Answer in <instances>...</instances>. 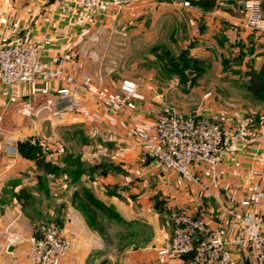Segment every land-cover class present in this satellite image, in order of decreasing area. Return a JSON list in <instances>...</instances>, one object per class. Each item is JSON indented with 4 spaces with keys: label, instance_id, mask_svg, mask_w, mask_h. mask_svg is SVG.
Returning <instances> with one entry per match:
<instances>
[{
    "label": "crops",
    "instance_id": "1",
    "mask_svg": "<svg viewBox=\"0 0 264 264\" xmlns=\"http://www.w3.org/2000/svg\"><path fill=\"white\" fill-rule=\"evenodd\" d=\"M244 2L218 0L215 8L204 10L179 8L172 0H142L130 8L114 7L108 0L96 8L73 0H0V45L17 40L36 44L45 63L35 83L0 81V264H28L21 249L37 221H58L71 238L61 264H190L189 255L180 260L159 255L171 234L161 219L167 209L184 208L217 227L229 220L227 190L238 200H250L251 209L264 219V102L246 89L249 70L264 66V34L244 27V4L239 5ZM98 29L91 55L82 54L86 38ZM162 50H189L199 59L203 69L197 83H181L176 74L162 76ZM59 56L65 57L62 67L53 61ZM138 57H153L152 69ZM131 63L144 67L124 73ZM124 79L138 83L142 99L115 111L113 97ZM63 86L84 99V108L58 119L53 111ZM235 91L246 103L232 100ZM201 105L220 112L226 128L246 126L248 142L224 162L221 200L199 199L169 171L159 176L162 188L146 192L150 172L145 166L152 161L130 137L131 129L143 125L152 130L166 107L190 114ZM95 130L105 136L95 138ZM32 138L47 139L50 153H42ZM30 147L37 148L35 156L27 153ZM83 161L93 165L91 171L80 170ZM21 190L31 196L29 201L20 197ZM85 192L115 211L117 216L102 214L124 224L129 234L119 235L118 243L103 237L85 210ZM247 257L246 248L235 251L234 264H244Z\"/></svg>",
    "mask_w": 264,
    "mask_h": 264
},
{
    "label": "built area",
    "instance_id": "2",
    "mask_svg": "<svg viewBox=\"0 0 264 264\" xmlns=\"http://www.w3.org/2000/svg\"><path fill=\"white\" fill-rule=\"evenodd\" d=\"M142 0H108L117 8H130ZM82 7L96 8L106 0H73ZM179 8L192 7L191 0H172ZM244 27L264 34V8L262 0H245ZM101 29L86 38L81 53L91 55V45L99 40ZM57 66L65 64V57L53 58ZM45 72L40 47L23 40L0 45V81L6 85L35 83ZM140 98L138 83L124 79L113 100L117 109L126 110L131 98ZM84 108V99L70 86L57 90L56 107L53 116L62 119L64 114ZM245 125L226 128L220 112L211 111L205 105L186 114L173 107L160 111L153 129L135 125L131 131L146 155L155 158L165 170L177 174L188 183L198 186L203 198L221 200L227 169L224 162L227 156L248 142ZM264 139V133L260 134ZM42 153L51 151L45 138H32ZM53 163L58 160L53 159ZM29 180L37 184L32 176ZM224 208L229 220L226 224L214 227L204 217L186 210L176 213L170 222L171 234L159 248V255L183 259L192 254L190 264H234L235 251H249L250 264H264V219L252 209L248 199L238 200L225 191ZM72 247L71 238L64 235L57 222L37 221L34 232L21 249L28 264H61Z\"/></svg>",
    "mask_w": 264,
    "mask_h": 264
},
{
    "label": "rangeland",
    "instance_id": "3",
    "mask_svg": "<svg viewBox=\"0 0 264 264\" xmlns=\"http://www.w3.org/2000/svg\"><path fill=\"white\" fill-rule=\"evenodd\" d=\"M243 4L244 3H239V5L241 6V8L243 7ZM192 6H194L193 3H192ZM244 16H245V14H244ZM179 51L180 50H174L173 51L174 53H171L170 51H167V50H162L161 51L162 52L161 53V58L158 61V63L160 62V67L161 68H159V71L161 72L162 76L171 75V73H169L170 72V69H174L173 68V61H172V59L175 60L174 57L176 58L177 56H179V54H178ZM168 52H169V54H168ZM176 54H178V55H176ZM139 59L140 60L143 59L144 60V63L146 64L145 66L150 67V69H152V67H153L152 62L154 60L153 57H151V58L150 57H148V58L138 57V60ZM155 63H156L155 64L156 65L155 68L157 70L158 69V66H157L158 63H157V61ZM119 67L121 68V66H119ZM143 67H144V64L143 65H132V63H131V64L126 65L125 67H123L122 68V71H124V73H130L131 74V71H133V72L136 73L138 70H140ZM196 73L197 72L194 71L190 75H194ZM190 77H193V76H190ZM237 94H238V92L235 91V93H234V95L232 97V100L235 101V102H237V103L238 102L239 103L240 102L246 103L245 98L243 96L241 97L240 95H237ZM132 99H142V96L140 98L133 97V98L130 99V101ZM259 101H260V104H262L264 102V100H259ZM104 136H105V134L101 130H98V131L95 130V138H103ZM130 137L131 138H134L133 137V134H132V131L130 133ZM139 145H140V143H139ZM147 161H148V159H147ZM79 166H80L79 168H80L81 171L89 172V171L92 170V166L93 165L90 164V163H88V162L83 161ZM145 167L150 172V173L147 172V177H146V179H147L146 189L147 190H146V192L152 191L151 189H153L154 187H158L159 186V187L162 188V186H161L162 182L159 183V178H160L159 176L162 175V177H163V175L167 173V170H165L155 160L152 161V163H147ZM174 176H175V181H176L177 184H179V186H181L182 188L186 189L187 191H194L197 194L198 198L202 200L203 197H202V195H201V193H200L199 188H198L197 185L192 184V183H188V182L184 181L177 174H174ZM182 210H185V209L184 208H180V209L171 208L169 210L167 209L166 212L161 213L162 214L161 215V219H163L165 222L167 220V223H169V227L171 229L170 222H171L172 217L176 213L181 212ZM98 219L100 220V222H102V224L105 225V227L107 229V232H108L109 241L112 240V241H114V243H118L119 242V238H118L119 235L124 236V234H129L128 233L129 230H128V228H126L124 226V224L110 221L107 216H105V215L102 214V212H99ZM43 222H50V221L49 220H44ZM53 222H57L60 226H62V224H60L58 221H55L54 220Z\"/></svg>",
    "mask_w": 264,
    "mask_h": 264
},
{
    "label": "trees",
    "instance_id": "4",
    "mask_svg": "<svg viewBox=\"0 0 264 264\" xmlns=\"http://www.w3.org/2000/svg\"><path fill=\"white\" fill-rule=\"evenodd\" d=\"M193 5L199 6L204 10L213 9L217 6L218 0H191ZM264 8V6H263ZM169 54V53H168ZM175 60L173 61V68L170 69V72L172 75L176 74L180 77L181 82H189L190 85H195L197 83V78L202 72V65L201 61L197 58H194L190 55L189 50H183L177 56L174 57ZM196 71L197 73L194 74L193 77H190L189 75ZM248 75L250 77L249 81L246 83V89L249 91L253 97V99L257 100H264V66L257 70L254 68H251L248 72ZM35 150H37L36 147H30L28 148L27 153L30 156H35ZM55 170H58V168H55ZM25 197L26 201L30 200V195L25 193V190L20 191V197ZM82 202L85 206V210L90 215V221L94 228H97L101 235L103 237H107L108 232L104 224L100 222L98 219V211L102 212L104 214H108L111 216H117L115 211H111L104 203L97 200L91 193L85 192L82 196ZM119 217V216H118ZM187 256V255H186ZM190 258L192 257V254L189 255ZM250 262V261H249Z\"/></svg>",
    "mask_w": 264,
    "mask_h": 264
},
{
    "label": "water",
    "instance_id": "5",
    "mask_svg": "<svg viewBox=\"0 0 264 264\" xmlns=\"http://www.w3.org/2000/svg\"><path fill=\"white\" fill-rule=\"evenodd\" d=\"M147 159H148V162H149V161H154V160H155L154 157L149 156V155H147ZM10 250H11V251L13 250V247H12V246L10 247ZM244 264H250V262H249V260H248L247 258H245V262H244Z\"/></svg>",
    "mask_w": 264,
    "mask_h": 264
}]
</instances>
